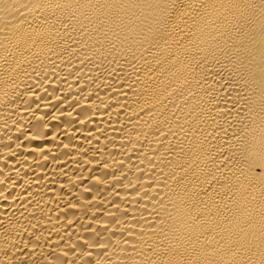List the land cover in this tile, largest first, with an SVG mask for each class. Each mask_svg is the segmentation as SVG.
Masks as SVG:
<instances>
[{
    "label": "bare ground",
    "instance_id": "bare-ground-1",
    "mask_svg": "<svg viewBox=\"0 0 264 264\" xmlns=\"http://www.w3.org/2000/svg\"><path fill=\"white\" fill-rule=\"evenodd\" d=\"M0 264H264V0H0Z\"/></svg>",
    "mask_w": 264,
    "mask_h": 264
}]
</instances>
